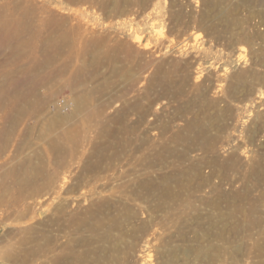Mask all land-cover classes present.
Wrapping results in <instances>:
<instances>
[{
	"label": "rangeland",
	"instance_id": "374dc122",
	"mask_svg": "<svg viewBox=\"0 0 264 264\" xmlns=\"http://www.w3.org/2000/svg\"><path fill=\"white\" fill-rule=\"evenodd\" d=\"M0 264H264V0H0Z\"/></svg>",
	"mask_w": 264,
	"mask_h": 264
}]
</instances>
